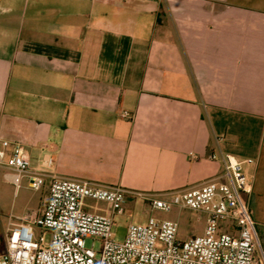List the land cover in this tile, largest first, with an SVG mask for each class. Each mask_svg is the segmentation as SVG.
Segmentation results:
<instances>
[{
	"label": "crops",
	"instance_id": "0c3cea01",
	"mask_svg": "<svg viewBox=\"0 0 264 264\" xmlns=\"http://www.w3.org/2000/svg\"><path fill=\"white\" fill-rule=\"evenodd\" d=\"M0 137L42 210L54 177L168 197L220 175L212 154L253 159L264 228V0H0ZM1 209L0 252L29 215Z\"/></svg>",
	"mask_w": 264,
	"mask_h": 264
},
{
	"label": "built area",
	"instance_id": "2783aa9c",
	"mask_svg": "<svg viewBox=\"0 0 264 264\" xmlns=\"http://www.w3.org/2000/svg\"><path fill=\"white\" fill-rule=\"evenodd\" d=\"M122 117L130 114L123 112ZM210 158L221 160L220 175L168 197L135 193L121 186H99L90 180L52 178L41 214L9 222L0 264H264L258 226L250 202L244 198L250 193L244 165L255 161H241L230 154H212ZM0 169L16 188L26 176L35 191L45 185V175L31 170L23 146L2 137ZM134 197L145 201L151 215L146 223L129 224L124 241L117 242L115 216L123 214L125 204ZM89 199L105 202L107 210L89 206ZM174 210L205 216L203 233L182 240L178 221L152 215ZM35 226L42 232L38 239ZM45 231L51 234L48 242ZM89 238L99 239L100 248L88 247Z\"/></svg>",
	"mask_w": 264,
	"mask_h": 264
},
{
	"label": "rangeland",
	"instance_id": "374dc122",
	"mask_svg": "<svg viewBox=\"0 0 264 264\" xmlns=\"http://www.w3.org/2000/svg\"><path fill=\"white\" fill-rule=\"evenodd\" d=\"M253 165L246 166L244 173L247 177V192H251L253 184V174H252ZM247 172V173H246ZM94 184L99 186H110L105 183H98L92 181ZM46 183L41 190H33L26 179H22L21 185L19 188H16L11 183L3 180L0 176V202L1 210L4 219L6 220L9 215L17 217L19 215L29 214L36 216L41 214L43 203L47 196L46 194ZM89 206L97 210H107V204L105 202L97 200H87L86 202ZM151 213L148 210V207L144 200L141 198H132L124 206V213L121 215H116L114 219L113 233L114 239L117 242H123L126 236L127 227L129 224H143L146 223ZM152 215L161 220H174L179 222V238L185 240L189 237L199 236L203 233L205 216L198 214L193 211L183 210L178 211L174 210L170 213H164L156 211ZM259 231V237L261 241V246L264 250V228L257 227ZM34 233L36 239L41 235V229L34 227ZM51 234L49 231H45L44 238L48 242L50 240ZM88 247L94 245L95 249H99L101 242L97 238H89L86 241Z\"/></svg>",
	"mask_w": 264,
	"mask_h": 264
},
{
	"label": "trees",
	"instance_id": "16d2710c",
	"mask_svg": "<svg viewBox=\"0 0 264 264\" xmlns=\"http://www.w3.org/2000/svg\"><path fill=\"white\" fill-rule=\"evenodd\" d=\"M258 233H259V231H258ZM263 236H264V233H263Z\"/></svg>",
	"mask_w": 264,
	"mask_h": 264
}]
</instances>
